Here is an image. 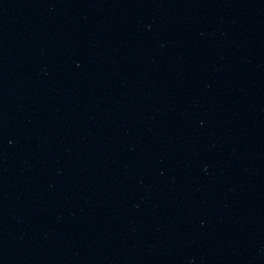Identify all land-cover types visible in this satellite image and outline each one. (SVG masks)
Returning a JSON list of instances; mask_svg holds the SVG:
<instances>
[{
    "label": "water",
    "instance_id": "1",
    "mask_svg": "<svg viewBox=\"0 0 264 264\" xmlns=\"http://www.w3.org/2000/svg\"><path fill=\"white\" fill-rule=\"evenodd\" d=\"M40 264H264V0H125Z\"/></svg>",
    "mask_w": 264,
    "mask_h": 264
}]
</instances>
